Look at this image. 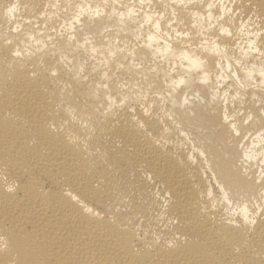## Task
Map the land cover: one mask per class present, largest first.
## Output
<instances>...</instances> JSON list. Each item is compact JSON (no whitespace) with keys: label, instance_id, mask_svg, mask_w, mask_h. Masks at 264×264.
Wrapping results in <instances>:
<instances>
[{"label":"bare ground","instance_id":"6f19581e","mask_svg":"<svg viewBox=\"0 0 264 264\" xmlns=\"http://www.w3.org/2000/svg\"><path fill=\"white\" fill-rule=\"evenodd\" d=\"M0 264H264V0H0Z\"/></svg>","mask_w":264,"mask_h":264},{"label":"clouds","instance_id":"9594fccd","mask_svg":"<svg viewBox=\"0 0 264 264\" xmlns=\"http://www.w3.org/2000/svg\"><path fill=\"white\" fill-rule=\"evenodd\" d=\"M17 5H13V8H15ZM16 55H19V53H16Z\"/></svg>","mask_w":264,"mask_h":264},{"label":"rangeland","instance_id":"374dc122","mask_svg":"<svg viewBox=\"0 0 264 264\" xmlns=\"http://www.w3.org/2000/svg\"><path fill=\"white\" fill-rule=\"evenodd\" d=\"M119 39L117 38L116 41H118Z\"/></svg>","mask_w":264,"mask_h":264}]
</instances>
